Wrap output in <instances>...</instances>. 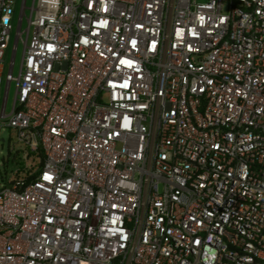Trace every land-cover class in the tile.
<instances>
[{
  "label": "built area",
  "instance_id": "built-area-1",
  "mask_svg": "<svg viewBox=\"0 0 264 264\" xmlns=\"http://www.w3.org/2000/svg\"><path fill=\"white\" fill-rule=\"evenodd\" d=\"M12 39L0 130L44 161L0 264H264V0H21Z\"/></svg>",
  "mask_w": 264,
  "mask_h": 264
},
{
  "label": "rangeland",
  "instance_id": "rangeland-1",
  "mask_svg": "<svg viewBox=\"0 0 264 264\" xmlns=\"http://www.w3.org/2000/svg\"><path fill=\"white\" fill-rule=\"evenodd\" d=\"M32 0H26L29 5ZM21 0H15L14 13L12 16V30H11V40L9 46L4 55V71H3V80L0 86V105L3 99L4 86H5V74L8 69V65L11 58V50L13 43V36L16 30L19 6ZM27 23L26 20H23L21 28L24 29ZM23 44L20 42L17 45L15 58H14V67L13 74L17 75L19 70V64L22 56ZM15 92V82L13 81L10 85L7 98L6 110L9 111L11 108L13 96ZM1 119V117H0ZM40 160V157L36 154H29L27 147L18 140L16 131L13 128L8 126H3L0 130V186L3 184H8L9 181L16 177L17 171L19 169L21 161H23L24 166L31 168V172H34L37 169V164Z\"/></svg>",
  "mask_w": 264,
  "mask_h": 264
},
{
  "label": "trees",
  "instance_id": "trees-1",
  "mask_svg": "<svg viewBox=\"0 0 264 264\" xmlns=\"http://www.w3.org/2000/svg\"><path fill=\"white\" fill-rule=\"evenodd\" d=\"M28 153L29 154H36L40 157V160L37 164V169L34 172H31V168H27V166H24L23 161H21L19 169L17 171V176H24L26 178V180H30L33 179L36 176L37 171L41 168V166L43 165V161H44V150L41 146H39L37 151H31L28 147H27Z\"/></svg>",
  "mask_w": 264,
  "mask_h": 264
}]
</instances>
